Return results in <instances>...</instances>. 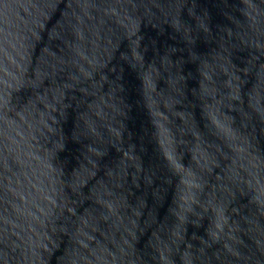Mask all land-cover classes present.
Listing matches in <instances>:
<instances>
[{
    "label": "water",
    "instance_id": "1",
    "mask_svg": "<svg viewBox=\"0 0 264 264\" xmlns=\"http://www.w3.org/2000/svg\"><path fill=\"white\" fill-rule=\"evenodd\" d=\"M0 264H264V0H0Z\"/></svg>",
    "mask_w": 264,
    "mask_h": 264
}]
</instances>
